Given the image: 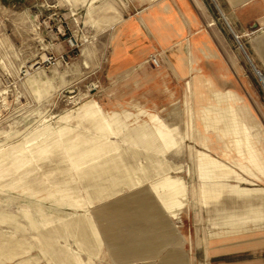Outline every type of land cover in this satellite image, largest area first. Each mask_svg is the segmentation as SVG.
<instances>
[{
    "label": "rangeland",
    "instance_id": "1",
    "mask_svg": "<svg viewBox=\"0 0 264 264\" xmlns=\"http://www.w3.org/2000/svg\"><path fill=\"white\" fill-rule=\"evenodd\" d=\"M148 1L0 0V264H112L140 248L201 256L214 232L234 223L245 234L264 220V205L230 201L264 193V86L213 2L248 73L244 102L196 98L189 81L144 82L141 70L109 72L119 25ZM228 103L248 107L259 162L225 131ZM140 124L167 139L130 138ZM169 178L182 184L180 203L164 194ZM214 185L224 186L206 195Z\"/></svg>",
    "mask_w": 264,
    "mask_h": 264
},
{
    "label": "crops",
    "instance_id": "2",
    "mask_svg": "<svg viewBox=\"0 0 264 264\" xmlns=\"http://www.w3.org/2000/svg\"><path fill=\"white\" fill-rule=\"evenodd\" d=\"M212 2L230 32L234 33V37L239 36L242 51L250 65L252 62L264 75V0H149L119 25L110 54L109 72L123 76L141 70L146 77L144 82L153 81L162 85L169 80L189 81L194 83L196 98L203 99L215 94L220 98L233 99L234 103L244 102L250 86L248 73ZM242 37L246 39V45L242 44ZM155 52H161L160 69L142 72L143 66L148 63L146 60ZM204 85L210 94H204ZM228 105L235 116L226 122L225 131L236 134L233 142L239 151L245 150V146L249 159L259 162L258 151L250 139L249 126L242 118L244 113H250L248 107L238 105L235 109L232 103ZM225 110L228 112V109ZM203 113L208 127L215 119L209 111ZM134 130L137 132L131 133L130 138H137L147 146L168 137H161V131L146 124H140L131 131ZM222 154L228 158L225 150ZM223 186L214 185L207 188L205 193L217 195ZM230 191L234 192L231 188ZM261 192V197L255 199L240 192L239 198L232 197L230 201L243 204L249 212L258 211L264 205V193ZM233 225L231 223V229L223 232H214V237L209 238L210 245L201 251V256L193 255L185 248H140L127 254L131 257L130 261L113 260L112 264H264V232H259L264 229V220L260 226L258 222L245 226L260 228L257 229L259 231L253 229L245 234H235ZM170 236L165 235L157 240L170 241ZM104 237L105 242L126 241L119 234H105ZM187 240L186 235L177 237L181 243Z\"/></svg>",
    "mask_w": 264,
    "mask_h": 264
},
{
    "label": "bare ground",
    "instance_id": "3",
    "mask_svg": "<svg viewBox=\"0 0 264 264\" xmlns=\"http://www.w3.org/2000/svg\"><path fill=\"white\" fill-rule=\"evenodd\" d=\"M236 33V32H235ZM234 34V33H233ZM237 34V33H236ZM238 35V34H237ZM236 36V35H235ZM239 37V36H238ZM242 46V45H241ZM242 48V47H241ZM248 58V57H247ZM250 59V58H249ZM204 157V156H203ZM207 161V160H205ZM208 163H210L209 161H207ZM213 164V163H212ZM218 165V164H217ZM216 165V166H217ZM220 166L218 165V168ZM216 168V167H215ZM222 168V167H220ZM225 168V167H224ZM224 170V169H223ZM226 170V169H225ZM227 171V170H226ZM225 171V172H226ZM206 172V171H205ZM224 171H220V169H217V170H214V175L216 177H221L222 175H224L225 173ZM212 173V172H211ZM180 178V177H179ZM181 179V178H180ZM164 183V187L166 188V191L164 194H166V198L169 200V201H173V202H182L180 196L182 195V184L181 182L178 180V179H173V178H169L167 179ZM218 190V189H217ZM163 198V197H162ZM173 204V203H172ZM177 205V204H176ZM174 217V216H173ZM264 219V217H263ZM248 220V219H247ZM246 221V219H245ZM237 223V222H236ZM246 226V225H245ZM237 228V227H236ZM259 228V227H258ZM244 231H251L253 230V227H245L243 228ZM233 231V230H232ZM236 232H239L236 230ZM224 235V234H223ZM18 242V241H17ZM37 256V255H36ZM89 257V256H88ZM89 263V262H88Z\"/></svg>",
    "mask_w": 264,
    "mask_h": 264
},
{
    "label": "built area",
    "instance_id": "4",
    "mask_svg": "<svg viewBox=\"0 0 264 264\" xmlns=\"http://www.w3.org/2000/svg\"><path fill=\"white\" fill-rule=\"evenodd\" d=\"M235 38H236L237 42L239 43L240 47H242L238 37L235 36ZM146 62H148V63H150V64H152L154 66H160L161 52H155V53L151 54L149 56V58L146 60Z\"/></svg>",
    "mask_w": 264,
    "mask_h": 264
},
{
    "label": "water",
    "instance_id": "5",
    "mask_svg": "<svg viewBox=\"0 0 264 264\" xmlns=\"http://www.w3.org/2000/svg\"><path fill=\"white\" fill-rule=\"evenodd\" d=\"M251 64H252L253 68L255 69L256 73L258 74V76H259V78H260V80H261V82H262V84L264 86V75L258 69L255 68V66H254V64L252 62H251Z\"/></svg>",
    "mask_w": 264,
    "mask_h": 264
}]
</instances>
